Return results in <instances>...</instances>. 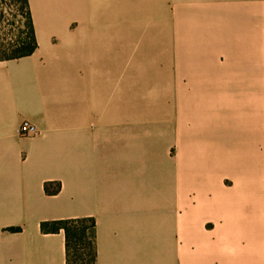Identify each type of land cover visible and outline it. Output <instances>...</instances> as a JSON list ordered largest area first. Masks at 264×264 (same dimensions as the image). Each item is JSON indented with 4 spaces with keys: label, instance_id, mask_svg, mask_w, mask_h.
<instances>
[{
    "label": "crops",
    "instance_id": "0c3cea01",
    "mask_svg": "<svg viewBox=\"0 0 264 264\" xmlns=\"http://www.w3.org/2000/svg\"><path fill=\"white\" fill-rule=\"evenodd\" d=\"M63 1L29 0L39 47L0 60V264H67L65 231L43 232L41 223L80 217L95 219L96 264L238 259L165 240L166 219L172 235L187 206L169 211L177 199L165 204L162 179L148 181L127 144L136 126L146 137L175 122L177 147L166 153L182 167L191 97L264 85V0ZM55 8L60 16H49ZM149 25L160 26V44L144 50ZM25 120L39 133L21 135ZM47 182L59 191L48 193ZM249 255L264 264V243Z\"/></svg>",
    "mask_w": 264,
    "mask_h": 264
},
{
    "label": "rangeland",
    "instance_id": "374dc122",
    "mask_svg": "<svg viewBox=\"0 0 264 264\" xmlns=\"http://www.w3.org/2000/svg\"><path fill=\"white\" fill-rule=\"evenodd\" d=\"M3 7L8 36L17 37L24 29L20 3L5 0ZM168 7L171 10V3ZM58 11L53 9L49 16H60ZM159 31L160 26L149 25L146 32L150 36L140 40L141 48L155 49L160 44L155 37ZM44 37L50 40L46 29ZM215 89L207 92V99L192 96L188 102L195 111L191 120L194 133L191 156L184 166H179L176 154L166 153L171 142L177 147L172 133L175 122L163 129L153 128L146 137L139 135L144 129L136 126L127 146L132 156L142 157L148 181L162 179L165 204L177 199L174 206H167L169 211L175 214L179 205L187 206L172 235L170 218L166 219L167 242L195 246L196 256L203 246L225 248L227 256L238 252L235 261H225L220 252H214L201 264H251L249 252L264 243V85ZM190 193H194L193 200ZM204 221L211 223L209 227Z\"/></svg>",
    "mask_w": 264,
    "mask_h": 264
},
{
    "label": "trees",
    "instance_id": "16d2710c",
    "mask_svg": "<svg viewBox=\"0 0 264 264\" xmlns=\"http://www.w3.org/2000/svg\"><path fill=\"white\" fill-rule=\"evenodd\" d=\"M4 1L0 0V60L16 59L32 54L38 47L35 22L29 0H15L20 3L23 18V33L9 37L4 13ZM7 3V2H6ZM50 182L45 183L48 193H56L60 184L52 190ZM16 229V228H12ZM43 232L64 230L66 234L67 264H96V223L93 217H80L43 221Z\"/></svg>",
    "mask_w": 264,
    "mask_h": 264
},
{
    "label": "built area",
    "instance_id": "2783aa9c",
    "mask_svg": "<svg viewBox=\"0 0 264 264\" xmlns=\"http://www.w3.org/2000/svg\"><path fill=\"white\" fill-rule=\"evenodd\" d=\"M19 133L21 135H25V136L26 135H35V134L39 133V129L34 123H32L28 120H25L19 127Z\"/></svg>",
    "mask_w": 264,
    "mask_h": 264
}]
</instances>
